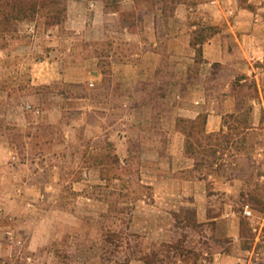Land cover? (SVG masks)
<instances>
[{
	"label": "rangeland",
	"instance_id": "rangeland-1",
	"mask_svg": "<svg viewBox=\"0 0 264 264\" xmlns=\"http://www.w3.org/2000/svg\"><path fill=\"white\" fill-rule=\"evenodd\" d=\"M21 1L25 8L33 4L34 11L27 9L18 20L3 23L7 35L0 41L5 50L0 54V147L7 149L8 156L0 162V264H138L140 260L211 264L215 253L227 247L215 237L214 219L220 203L228 202L230 210L242 217L246 238L242 246L250 248L251 224L259 216L257 211L264 209V188L259 193L246 188L227 201L216 190V182L234 175L251 178L248 157L253 153L248 145L252 148L264 137L241 136L215 157L197 156L215 167L224 166L218 175L208 177V212L200 217L194 196L180 193L184 185L173 182L168 168L143 165L148 157L142 158L141 143L157 142L161 155L168 158L165 135L152 138L127 122L132 137L128 147L121 148L114 140H95L91 134L95 117L88 101L79 99L92 98L104 111L105 100L98 90L108 84L112 64L138 59L137 42L122 35V26L137 31L142 28L137 18L143 19L152 9L140 12L113 5L108 11L120 12L121 21L105 15L104 27L94 31L89 19L96 3L91 7L86 1V22L79 24L74 22L71 0ZM4 2L0 0V6ZM28 23L35 26L31 32ZM203 30L212 32L211 27ZM57 57L64 60V71L51 65ZM40 60L41 81L46 83L36 84ZM255 66L258 77L233 89L240 115L226 118L221 142L230 133L228 127L237 128L236 133L244 131L249 99L264 102V61ZM148 91L152 98L157 96L158 109L164 110L159 97L166 89ZM122 109L117 113H129L131 106ZM257 112L264 129V105H257ZM184 127L178 123L180 130ZM1 157L2 152L0 161ZM233 161L242 163L237 170ZM246 205L253 211L251 218L243 215Z\"/></svg>",
	"mask_w": 264,
	"mask_h": 264
},
{
	"label": "crops",
	"instance_id": "crops-1",
	"mask_svg": "<svg viewBox=\"0 0 264 264\" xmlns=\"http://www.w3.org/2000/svg\"><path fill=\"white\" fill-rule=\"evenodd\" d=\"M90 1L96 3L94 17L89 19L94 31L104 27L105 15L121 21L120 12L108 11L113 5L120 9H140V12L152 9L143 19L137 18V23L142 25L137 31L122 26V35L137 42L135 56L138 59L112 64L108 84L98 90L105 100L104 111L92 102V98L79 99L88 101L89 112L95 117L96 127L91 134L95 140H114L115 146L121 148L128 147L132 137L127 122H133L140 129L139 133L145 129L152 138L158 134L165 135L168 158L161 155L162 149L157 142L153 145L141 143L142 158L148 157L143 160V165L168 168L173 182L184 185L185 191L180 193L186 196L189 192L194 196L198 215L206 216L207 181L200 180L193 171L195 160L186 154V134L178 128V123L180 120L196 121L205 116L206 132L216 133L224 129L229 115L236 118L240 115V101L233 89L247 83L250 78H257L255 63L264 61V0ZM69 3L73 8L74 22L85 23L83 6H88V3L85 0H71ZM3 23L0 17V41L7 35ZM206 27L215 28V31L204 34ZM34 28L33 23L27 24L29 32ZM46 37L52 39L54 36ZM0 54H5L1 42ZM42 62L40 60L36 65L35 70L39 72L36 84L46 83L41 81ZM51 65L64 71V60L60 57L55 58ZM61 82H66V79ZM153 87L166 89L165 94L159 97L165 108L162 111L157 107V96L152 98L149 95L148 90ZM247 104L251 105L246 118L249 128L243 129L242 136L248 140L256 133L264 137V129L260 128L261 113L257 112V105L262 107L264 102L259 98L249 99ZM123 106H131L130 112L124 115L117 113V110L123 111ZM139 133L136 136H141ZM260 141L252 148L249 143L247 149L253 153L248 157L251 178L234 175L216 182V190L222 192L223 200L237 198L246 192V188L255 193L264 188V138ZM4 151L7 149L0 147L1 163L8 157ZM241 164L239 161L231 163L234 170ZM179 173L193 176L177 177L175 174ZM229 204L220 203V213L214 219L217 222L215 237L227 247L215 253L211 264H264V209L257 211L259 216L256 215L257 219L251 224L250 248L245 249L242 246L246 240L242 236V217L231 211ZM137 263L146 264L145 260Z\"/></svg>",
	"mask_w": 264,
	"mask_h": 264
},
{
	"label": "trees",
	"instance_id": "trees-1",
	"mask_svg": "<svg viewBox=\"0 0 264 264\" xmlns=\"http://www.w3.org/2000/svg\"><path fill=\"white\" fill-rule=\"evenodd\" d=\"M24 3L28 4V2ZM27 9L30 12L34 11L33 4L29 3L25 8L23 7V2L21 0H5L4 5L0 6V17L2 23H8L11 19L18 20L21 15L26 13ZM213 31H215V28H212V32ZM228 117L233 120L236 119L233 114ZM179 122L185 124L183 131L186 134V154L191 155L195 160L193 171L199 172L201 174V176H199L200 180L206 181L208 180L209 175H218L223 169V165H217V167H215L214 163L209 162L206 159L199 160V157L197 156L202 155L215 157L221 148L226 150L229 145H234L235 139L240 138L242 133H236L237 128L233 126L228 127L230 133L227 136H224L223 142H221L220 139L223 136L224 129L222 128L220 132L216 133H207L205 128V116H200L196 121L180 120ZM244 123L245 128H249L248 119H245ZM240 149H242L241 146Z\"/></svg>",
	"mask_w": 264,
	"mask_h": 264
},
{
	"label": "built area",
	"instance_id": "built-area-1",
	"mask_svg": "<svg viewBox=\"0 0 264 264\" xmlns=\"http://www.w3.org/2000/svg\"><path fill=\"white\" fill-rule=\"evenodd\" d=\"M85 1H89L91 7L95 6V4L92 1H90V0H85ZM90 85L93 87L94 83H91ZM243 215L247 218H251L253 216V211L249 205L244 206Z\"/></svg>",
	"mask_w": 264,
	"mask_h": 264
}]
</instances>
